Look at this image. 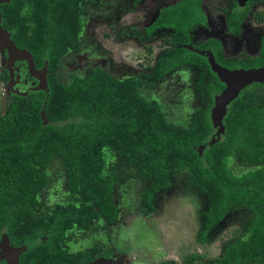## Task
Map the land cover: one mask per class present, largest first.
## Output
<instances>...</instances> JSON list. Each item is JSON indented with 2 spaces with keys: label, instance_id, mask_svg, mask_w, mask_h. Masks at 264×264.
<instances>
[{
  "label": "trees",
  "instance_id": "obj_1",
  "mask_svg": "<svg viewBox=\"0 0 264 264\" xmlns=\"http://www.w3.org/2000/svg\"><path fill=\"white\" fill-rule=\"evenodd\" d=\"M79 1H33L31 29L25 20L5 12V23L14 28L12 39L17 46L31 51L38 67L48 61L50 94L32 91L14 104V113L0 115V222L13 209L9 200H28L19 206L23 208L20 216L32 212L37 193L49 181L45 168L55 159L63 164L69 191L79 197H73L78 203L58 204L37 221L35 234L48 237L49 253L64 249L66 234L73 228L85 230L100 216L114 222L119 208L113 199L116 178L107 172L105 150L109 149L151 178L145 194L149 207L155 193L172 186L178 168L186 166L193 182L210 197L204 236L233 208L249 206L256 219L248 224V237L229 243L224 254L208 264H264V166L241 176L228 167L233 155L244 165L264 164V104L251 101L248 95L241 97L225 118L224 137L208 144L201 155L199 146L212 131V93L223 88L217 79L205 85L209 86V94L202 95L205 105L187 128L169 123L156 102L139 94L135 78L120 80L94 67L64 84L57 69L62 58L79 47ZM169 11L177 23L178 37L172 47L162 50L152 79L187 61L181 45L188 41L183 28L191 14H185L182 7ZM196 57L193 62L208 68ZM46 101L47 123L41 113ZM201 258L193 253L184 262L192 264Z\"/></svg>",
  "mask_w": 264,
  "mask_h": 264
},
{
  "label": "rangeland",
  "instance_id": "obj_2",
  "mask_svg": "<svg viewBox=\"0 0 264 264\" xmlns=\"http://www.w3.org/2000/svg\"><path fill=\"white\" fill-rule=\"evenodd\" d=\"M172 1L175 0L143 3L140 7L142 13L151 11V14L144 19L137 14L138 9L132 8L128 0H118L117 9L107 6L101 9L106 5L104 3L100 7L103 1H97L98 9L95 5L87 3L86 11L83 12L85 17L83 27L79 35V49L76 52H69L62 58L57 69L59 78L64 84L69 85L74 77L84 76L89 69L102 66L118 78L126 76L144 78L143 84H145L140 92L149 100L176 97V101H180V93L184 91L189 93V90H187L188 85L177 82L179 76L188 78L192 83L198 74L197 70L181 68L178 73H174L175 79L168 78L163 82L151 84L146 80L147 74L151 72V67L148 69V66H151L149 58L159 53L160 42L166 34L165 31H157L148 35L146 27L157 6ZM130 3L132 4L131 1ZM128 4L129 7L126 8ZM208 34L198 29L195 41L199 43ZM235 45L240 46L238 43ZM241 48L244 46L241 45ZM256 48L255 45L247 46V49ZM5 51L0 47V68L4 67ZM27 80H30L27 76V67L24 70L20 66L17 80L14 83L6 82L3 85L8 88L6 91L0 89V107L6 106L14 95L26 96L29 91ZM196 99L191 98L190 102L195 106L189 107L188 104L186 115L176 106L166 107L164 104L162 107L169 116L172 117L173 114L174 117H179V121L185 120L184 124H186L189 122V113L196 107ZM214 126L218 128L215 124ZM219 130L220 128L218 132ZM105 156L108 164L107 172L116 178L114 193L120 207L118 220L114 224H109L101 219L89 231L81 232L79 235L73 233L72 237L77 241L76 245L81 243L83 245L80 247L87 248L94 243H100L108 253L121 258L124 264H141L140 261L145 264H156L163 260L184 264V257L192 253L205 255L203 260L194 264H206L221 256L229 242L247 236L246 227L253 218V212L240 206L213 229L205 237L204 242L202 241L201 234L206 225L205 212L209 198L194 184L191 173L186 168L177 170L173 185L155 196L154 208L150 209L143 202V193L150 186L151 181L117 152L106 149ZM241 165L237 158H229V166L235 172L251 170ZM45 171L49 181L41 196L42 199L49 203L63 204L71 201L67 197L68 177L63 164L55 159L49 163ZM75 202L78 203L77 200Z\"/></svg>",
  "mask_w": 264,
  "mask_h": 264
},
{
  "label": "flooded vegetation",
  "instance_id": "obj_3",
  "mask_svg": "<svg viewBox=\"0 0 264 264\" xmlns=\"http://www.w3.org/2000/svg\"><path fill=\"white\" fill-rule=\"evenodd\" d=\"M33 1L35 0H19V1L6 0L0 3V13H1L2 25L4 26V28H6L9 32L12 33L11 37H13L14 28H10L6 25L5 12L8 11L12 15H17L19 19L25 20L28 29H31L32 21L30 20V16L33 13V10H32ZM97 1H103L101 2L102 5H100V7L103 6L104 3L106 4L101 9H103L106 6L108 8H114V9L118 8V3H117L118 0H80L78 2V10L80 14L82 27H83V22L85 18L83 17V12L86 11L87 3H91L92 5H95L97 7ZM128 1H129V4L132 5V8L134 9L136 8V10L138 9L137 14L140 15L143 19L146 18L148 15H150L151 11L148 10L149 12L145 11L144 13H142V10L140 9L141 5L143 3L144 4L151 3V1H153V3H156V0H128ZM130 1L132 2V4L130 3ZM129 4L128 6H126V8L129 7ZM179 7L184 8L185 14L187 13L191 14L190 19H189L190 21L188 23L187 28H183L184 29L183 38L187 39L188 41L181 45L187 51V54H188V56L186 57L187 61L183 62L182 65L167 72L161 78L152 79L150 75L152 74L154 70L157 59L161 55L162 50L165 49L166 47H172V42L174 38L176 36L178 37L179 29H178L176 21L174 19H171L172 14L170 13L169 10L174 9V8H179ZM165 12L167 14V19L164 17ZM198 29H202L209 33L208 36H205V38H203V40H200L199 43L195 41V34L198 31ZM157 31H163V32L165 31L166 34L163 36L160 42L159 53L154 54L151 58H149L151 66H148V69L151 67L150 68L151 72L147 74L146 80L151 84L154 82H159V81L163 82L165 79L167 80L168 78L175 79L174 73L179 71L181 68H189L191 70H197L198 74L192 83L190 82L188 78H185L184 76L183 77L179 76L178 78L177 82H181V83L188 85L187 90H189V93H187L186 91H184L183 93H180L181 94L180 98L183 102L181 100L176 101V97L169 98V99L160 98L159 100L158 98H156V99L149 100L146 96L142 95L140 92L142 86H144L145 84V83L143 84L144 78L136 77V76H126L124 78H118L110 70H108L105 67H102V66H95V67H102L106 69L108 72H110L112 75H114L116 78L120 80H124L128 78H135L139 80V86H138L139 94L143 96L145 99L147 98L146 100L148 101L156 102L161 108V111L164 113L169 123L175 126L183 127V128L189 127L192 121L193 115L199 109L204 107L205 101L202 95L207 96L209 94L207 91L209 86H205V85H209V83H212L214 82V80L217 79L221 84H223V88H221L220 90L216 89L212 93L213 99H212V104L210 107V121H209L212 131L209 135L208 140L204 144L199 146V149H200L199 153L202 155L204 151L208 148V144L216 142L224 137L225 128H226L225 118L228 115V112L230 111V109L235 106V102L237 103V101H239L241 97L243 96L246 97L248 95L251 97L250 98L251 101L264 104V81L256 80V81L249 83L248 85L243 87L242 90L239 92V94L233 100H231L229 104L227 105L226 114L224 115L222 119V124L224 125V128L221 131L219 130L221 133L218 134V128H220V126H218V128L214 126V120L212 119V110L216 105L217 97L222 94L224 89L227 87V84L225 81L221 80L218 73L214 70L212 61H215L222 67H225L229 70H240V69L249 70V69L264 68V0H175L172 2L163 3L160 7L157 6L155 13L152 14L151 20L146 27V33L148 35H151ZM209 31L211 32V34ZM236 43H238L240 46L236 47L235 45ZM241 45H243L244 48H241ZM249 45H255V47L257 48L255 50L247 49V46ZM73 52H76V51H73ZM4 55H5L4 67L0 68V89L1 90L6 91L8 89L6 86H3L5 85L6 82L14 83V81L17 80L18 70L21 66L24 70L27 67V76H29V79H30V80H27L29 84L28 94L32 91H35V92L43 91L44 92V90L33 89L39 84V82L35 77L30 76L28 62L26 60H18L15 62H11L9 53L7 51H5ZM196 56L201 58L208 65V68L205 66H201V64L196 63L195 61L193 62L192 58H197ZM0 66H1V63H0ZM38 68H41V67H38ZM1 86L3 87L1 88ZM3 94H6V93L3 92ZM28 94H26V96H28ZM26 96H20V95L12 96L11 101L6 106L0 107V115L14 113V109H13L14 104L19 103V101H21V98H24ZM191 98H197L196 99L197 104L194 110L189 113L190 114L189 120H188L189 122L187 121L188 123L186 124H184L185 120L179 121L178 120L179 117L176 118L173 116V114H172V117L169 116L163 108L164 104L166 105V107L176 106L178 107V110L184 111V114L186 115V111L189 109V107L195 106L194 104L190 102ZM166 100L168 102H166ZM206 101H208V97H206ZM188 104H189V107H188ZM231 157L237 158L236 155H233ZM239 163L242 164L240 161ZM241 166L249 167L251 168V170H255L259 167L264 166V164L252 165V166L242 164ZM228 167L237 176L244 175L245 173L251 171V170H248L242 173H239L238 171L235 172L234 170L230 168L229 160H228ZM180 168H186L189 171V169L186 166H183ZM176 175H177V171H176ZM145 178L149 179L152 183L151 178H147V177ZM151 183H150V186H148L143 193V202L148 208L153 209L154 208L153 201H154L155 196L169 189L171 186L163 188L157 193H155L153 199L151 200L152 207H149L145 202V198H146L145 194L151 188ZM173 183H174V179H173ZM194 184L198 187V189L201 192H204L205 194L208 195L209 204H210L209 194L205 192V190L200 188L195 182ZM46 187L47 185L44 186L37 193V199L35 202V206L32 212L29 213V215L22 217L19 214L20 212H22V209H23L22 207H19V206L21 204L28 203V200H25L23 202L20 200H15V201L9 200L8 201L9 205L13 206V209L10 212V215L1 216L3 218H1V222H0V264H91L95 262L96 260H99L102 258L112 260L113 262L120 261L121 264H124L121 258H118L117 256H113L112 253H108L101 246L100 243H94L87 248L80 247V245H83V244L80 243L79 245H76L77 241L75 240L74 237H72L73 233L79 235V233L81 232L84 233L86 231H89L101 219L105 220L109 224L116 223V221L118 220L119 213H120V207L118 206L116 199H115L114 186H113V199L119 208L116 220L114 222H108L103 216H100L91 226H89L85 230H81L78 228L71 229L66 234V238L64 242L65 244L64 249L63 250L57 249L55 254H51V252L49 253L50 248H47L45 246V244L48 242L47 241L48 237L45 235H41V234L39 235L35 234L37 230V227H36L37 221L45 217L46 215L50 214L53 208L57 206L58 204H63L61 202L60 203L59 202L49 203L45 199H42L41 196ZM66 190L68 192L67 197H69L71 200L68 203L70 202L76 203L75 202L76 200L73 197L76 198L79 196L73 195L69 191L68 186H66ZM240 206L246 207L247 209L253 212V218L249 221V223L251 221H255L256 212L247 205H240ZM240 206L233 208L226 217H228L235 209H238ZM225 218L220 223L216 224L204 236V231L206 229V225H205V228L201 234V237H202L201 239L203 242L205 240V237L213 229H215L218 225H220L225 220ZM205 219L207 222L206 217ZM248 224L246 227L247 236L245 238H247L249 234ZM245 238H237V239H245ZM95 247L97 249L94 251L93 249ZM199 254L202 255V258L199 260L201 261L205 258V255L202 253H199ZM188 256L184 257L183 259L184 264H187L184 262V260ZM140 263L145 264V262L143 261H140ZM156 264H174V263L168 260H163V261L157 262ZM243 264H260V263L248 262V263H243Z\"/></svg>",
  "mask_w": 264,
  "mask_h": 264
},
{
  "label": "water",
  "instance_id": "obj_4",
  "mask_svg": "<svg viewBox=\"0 0 264 264\" xmlns=\"http://www.w3.org/2000/svg\"><path fill=\"white\" fill-rule=\"evenodd\" d=\"M6 0H0V3ZM12 33L9 32L2 25L1 13H0V47L6 50L9 53L10 61L15 62L18 60H26L28 62V68L32 77H35L39 84L35 87L36 90H44L47 92L49 97V83H48V61H45L43 67L38 68L34 57L27 48H21L17 46L16 42L12 39ZM214 70L218 73L221 80L225 81L227 87L224 89L222 94L217 97L216 105L212 110V118L216 126H220V131L223 130L224 125L222 124V119L226 114V107L231 100H233L243 87L249 83L259 80L264 81V68L258 69H249V70H229L225 67H222L215 61H212ZM46 105L47 101L44 102L42 109V118L45 123L48 122L46 116ZM218 132L220 134L221 132ZM91 264H121L120 261H112L108 259H99Z\"/></svg>",
  "mask_w": 264,
  "mask_h": 264
}]
</instances>
